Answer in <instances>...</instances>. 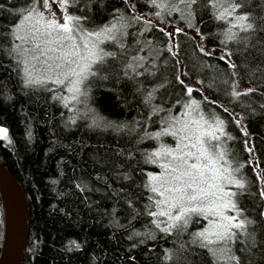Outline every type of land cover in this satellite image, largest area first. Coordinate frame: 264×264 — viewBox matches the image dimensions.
Wrapping results in <instances>:
<instances>
[{"label": "trees", "instance_id": "16d2710c", "mask_svg": "<svg viewBox=\"0 0 264 264\" xmlns=\"http://www.w3.org/2000/svg\"><path fill=\"white\" fill-rule=\"evenodd\" d=\"M247 2L252 6L254 0ZM84 3V10L94 16L96 23L110 18L114 8L121 9L125 16L154 11L147 0H128L127 4L124 0H84ZM24 4L25 0H0V30L12 25ZM132 4L136 5L135 9L130 7ZM214 11L200 10L203 21L196 22L200 35L195 28L186 27L179 13L171 16L165 13L163 24L147 15L145 18L155 27L142 36L139 33L143 23H133L127 30L130 35L125 38L127 51L123 54L115 45L106 44L109 51L117 52L116 60L110 63L116 64L121 79L117 82L113 78L93 86L88 101L93 113L86 114L83 104L80 108L70 105L73 109L70 111L52 99L54 92L26 87L22 73L13 71L12 57L6 52L0 54V123L8 127L7 137L0 139V160L20 182L29 206L21 264H205L211 261L205 250L188 245L190 234L197 231L203 219L190 223L188 230L179 236L166 235L155 228L152 217L145 213L149 193L143 184L148 171L155 170L156 165L148 163L143 153L151 152L157 140L143 137L146 132L161 127L160 119L167 112L151 115V107L146 106L144 99L147 91L160 84L165 87L156 92L153 105L159 104L172 112L179 110L176 101L179 99L181 104L187 101L189 97L181 93H186V86L192 85V97L204 109L213 108L216 116L232 128L240 146L237 165H243L237 175L247 185L245 214L256 219L264 212V199L259 195L264 190V179H257L264 177V74L238 68L240 76L236 79L241 86L247 84L257 91L238 101L228 94L231 88L222 80L230 79L233 70L219 57L226 48L234 46L221 43L226 39L222 34L225 25L212 18ZM251 11L264 17V0H259ZM176 27L184 28V32L170 37L159 30L174 32ZM169 40L179 46L174 49L178 51L175 58L167 52ZM146 41H151L150 46ZM201 45L211 55L202 53ZM136 56L147 58L143 63L150 71L158 69L155 77L141 75L135 83L123 78V65ZM153 61L156 69H152ZM177 76L184 84L176 80ZM137 88L141 91L137 92ZM57 92L62 95V90ZM213 100L215 103L209 102ZM96 118H99L98 127L92 126ZM236 120H240L241 126H237ZM105 121L113 127H106ZM115 125L127 127L117 131ZM245 141L253 148L252 152L246 150ZM2 225L0 201V241ZM137 232L141 235H134Z\"/></svg>", "mask_w": 264, "mask_h": 264}, {"label": "snow or ice", "instance_id": "6c2138e0", "mask_svg": "<svg viewBox=\"0 0 264 264\" xmlns=\"http://www.w3.org/2000/svg\"><path fill=\"white\" fill-rule=\"evenodd\" d=\"M53 2L59 4V16L51 11L49 0H43L42 7H37L39 0H25L12 25L0 30V54L6 52L12 57L13 71L18 75L22 73L26 87H42L54 92L52 99L60 101L70 111L73 110L70 105L83 104L86 114L93 113L94 110L88 107L93 86L113 78L119 82L121 77L116 64L110 63L116 60L117 52L107 50L105 45H115L123 54L127 51L125 38L130 35L127 30L133 23H143L141 36L155 27L150 19L145 18L147 15L154 16L163 24L165 13L169 16L179 13L186 27L195 28L200 35V29L196 27L197 19L203 21L200 10L214 9L212 18L225 25L222 34L226 39L221 43L234 46L233 49L226 48L219 59L233 70L231 78L223 79L222 83L230 86L228 94L235 100L257 91L247 84L241 87L236 79L240 76L238 68L254 69L264 74V59H261L264 57V17L251 11V7L258 6L259 0H254L252 6L247 0H147L154 9L151 13L125 16L121 9L114 8L110 18L101 23H96L94 16L84 10V0ZM124 3L127 4L128 0ZM130 7L135 9L136 5ZM159 30L170 37L184 32L182 27H176L174 32L171 29L167 32L163 28ZM136 43L140 41L136 40ZM150 44L151 41H146V45ZM168 44L167 52L175 58L178 51L174 49L179 46L172 40ZM200 51L211 55L202 45ZM146 59L136 56L125 63L123 78L135 83L141 75L155 77L158 71L156 64L153 61L152 69L156 71H150L143 63ZM176 80L184 84L180 76ZM48 85L55 87L47 88ZM162 87L165 85L160 84L147 91L144 103L151 107V115L167 114L160 119V130L146 132L143 138L159 141L170 136L175 144L160 143L155 150L143 153L147 162L160 170L147 173L143 184L149 193L146 215L152 217L151 223L160 232L166 235L176 233L177 236L186 232L190 223L205 220V225L192 232L188 241L190 247L203 249L211 257V261H205V264H264V212H260L256 219L245 214L247 185L237 175L243 165L234 166V157L225 143L233 137L226 132L225 120L206 116L200 103L192 98L193 88L190 86H186V93H181L189 99L183 104L179 99L176 101L182 111L172 115L171 109L152 104L156 92ZM57 89L67 95L59 94ZM209 102L215 103L214 100ZM98 120L93 119L92 126H100ZM72 122L75 123V118ZM235 122L241 126L240 120ZM104 124L113 127L110 122L105 121ZM114 127L123 131L127 125ZM244 134L248 135L246 131ZM6 137L7 130L0 127V138ZM245 148L253 151L248 141H245ZM125 179L130 177L125 176ZM257 179L264 177L258 176ZM259 195L264 199V190ZM134 235L141 234L137 232Z\"/></svg>", "mask_w": 264, "mask_h": 264}, {"label": "water", "instance_id": "95a60500", "mask_svg": "<svg viewBox=\"0 0 264 264\" xmlns=\"http://www.w3.org/2000/svg\"><path fill=\"white\" fill-rule=\"evenodd\" d=\"M0 127L8 134L6 125L0 123ZM0 201L3 215L0 264H21L28 234L29 206L20 182L1 160Z\"/></svg>", "mask_w": 264, "mask_h": 264}, {"label": "rangeland", "instance_id": "374dc122", "mask_svg": "<svg viewBox=\"0 0 264 264\" xmlns=\"http://www.w3.org/2000/svg\"><path fill=\"white\" fill-rule=\"evenodd\" d=\"M42 4H43V0H39V3L37 4V7H42ZM49 4L51 5V11L55 12L57 14V16H59L60 15L59 4L57 2H53V0H49ZM105 48L107 50H109L106 45H105ZM188 86H192V85H188ZM244 86L245 85H242L241 87H244ZM62 95H67V93L62 91ZM197 101L199 102V100H197ZM199 103H200L201 111H203L206 116H208V117H217L216 114L214 113V109L213 108L208 111V110L204 109V105L201 104V102H199ZM73 105H76V106L78 105V107L80 108V106L82 104H73ZM75 109H77V108H75ZM172 111H171V114L175 115V114L179 113L180 111H182V108H180L179 110H177L175 112H172ZM227 125L228 124L226 123V132L228 134H230L233 137V139L226 140L225 143H226V146L230 149L231 155L234 157V166H238L237 165V162H238L237 156L240 153V146L236 143V137L237 136H236L235 132L232 130V128L230 129V127L227 126ZM160 128L156 127L155 129H153L152 133H154L156 131H159ZM160 143L174 145L175 141L170 136H164L159 141H157L156 146L154 148H152V151L155 150L159 146ZM159 171H160L159 168L156 166L155 170L148 171V173L149 172H159ZM205 223H206V221L204 220L203 223L197 228V230L201 229L205 225Z\"/></svg>", "mask_w": 264, "mask_h": 264}]
</instances>
